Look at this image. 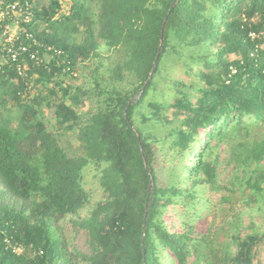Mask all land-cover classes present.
I'll use <instances>...</instances> for the list:
<instances>
[{
  "label": "trees",
  "instance_id": "16d2710c",
  "mask_svg": "<svg viewBox=\"0 0 264 264\" xmlns=\"http://www.w3.org/2000/svg\"><path fill=\"white\" fill-rule=\"evenodd\" d=\"M33 10V36L61 54L29 62L30 88L0 67V230L24 248L0 249V264H254L264 243V0H47ZM80 65L81 85L59 81ZM46 107L79 156L47 129ZM89 165L105 197L81 217ZM65 220L86 251L58 235Z\"/></svg>",
  "mask_w": 264,
  "mask_h": 264
},
{
  "label": "built area",
  "instance_id": "2783aa9c",
  "mask_svg": "<svg viewBox=\"0 0 264 264\" xmlns=\"http://www.w3.org/2000/svg\"><path fill=\"white\" fill-rule=\"evenodd\" d=\"M35 0H0V67L8 65L17 79H23L26 87H31L29 80V62L36 66H46L52 53L60 55L51 47L40 44L30 29L34 20ZM260 34L250 32L251 40ZM232 73L234 71L231 69ZM29 80V81H28ZM33 247L30 246L29 249ZM0 249L13 255H20L24 248L13 237L0 230ZM42 254L41 251H38Z\"/></svg>",
  "mask_w": 264,
  "mask_h": 264
},
{
  "label": "rangeland",
  "instance_id": "374dc122",
  "mask_svg": "<svg viewBox=\"0 0 264 264\" xmlns=\"http://www.w3.org/2000/svg\"><path fill=\"white\" fill-rule=\"evenodd\" d=\"M35 3L37 4L38 8L41 9L47 5V0H35ZM83 66L80 65L77 72L74 75V78L69 79L68 77H61L59 80L60 82H63L64 85H71V86H78L81 85L83 82V75H82V68ZM165 71L167 74H169L172 77H178L180 79L185 80L188 84H193L194 87L199 88L200 84H198L197 81L194 80V77L191 75H185L183 70L179 68V66H176L172 63H166L165 65ZM41 87L35 88V94L38 92H41ZM54 102H56V99H54ZM87 110V106H84L82 108V113H85ZM43 121L46 124V127L49 131L56 134L58 137L59 145L65 150V152L69 156H79L81 154L79 144L76 140L75 134L72 133H62L57 131V127L55 126V120L53 118V110L50 108H44L43 111ZM264 131V130H263ZM59 132V133H58ZM264 168V164H263ZM230 169L227 168L224 170V166L221 165L220 173H222L221 178L228 177L230 175ZM99 178V172H97L92 165H89L83 170L82 173V186L84 190L87 192L89 196V204L86 208H84L82 211H80V216H85L87 212L90 210V208L95 205L97 202L104 199L105 195L102 189L99 186L98 182ZM264 215V210H263ZM247 222V218L245 219V223ZM197 225L200 228H203L206 225V222L204 220H200L197 222ZM56 230L58 231V235H60L64 241L67 243V247L69 250H71L73 247L76 248L79 251H86V236L84 232H77L73 229L70 222L68 220L61 221L55 225ZM254 264H264V243L256 248L254 253Z\"/></svg>",
  "mask_w": 264,
  "mask_h": 264
},
{
  "label": "water",
  "instance_id": "95a60500",
  "mask_svg": "<svg viewBox=\"0 0 264 264\" xmlns=\"http://www.w3.org/2000/svg\"><path fill=\"white\" fill-rule=\"evenodd\" d=\"M172 9H173V5H172V7L170 8L169 12H171ZM159 55H160V53H158V54L156 55L155 60H154V62H153V67H152V70H151V76H152V74L155 72V69H156V66H157V62H158ZM151 76H150V78L148 79L147 83L150 82V80H151ZM135 100H137V99H132V100L127 104V106H126V108H125V110H124V117H125V118H126V115H125V114H126L128 108L130 107L131 103L134 102ZM144 217H146V214L144 215Z\"/></svg>",
  "mask_w": 264,
  "mask_h": 264
}]
</instances>
